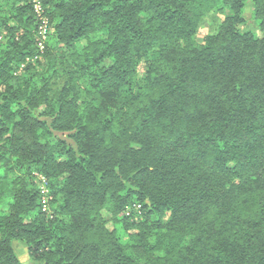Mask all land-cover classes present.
Segmentation results:
<instances>
[{"label":"trees","instance_id":"1","mask_svg":"<svg viewBox=\"0 0 264 264\" xmlns=\"http://www.w3.org/2000/svg\"><path fill=\"white\" fill-rule=\"evenodd\" d=\"M41 5L39 52L0 0V264H264V0Z\"/></svg>","mask_w":264,"mask_h":264},{"label":"rangeland","instance_id":"2","mask_svg":"<svg viewBox=\"0 0 264 264\" xmlns=\"http://www.w3.org/2000/svg\"><path fill=\"white\" fill-rule=\"evenodd\" d=\"M245 15L247 18V22L245 25L242 26V30L244 31H257L258 26H257V21H255L252 17V3L248 2L246 7H245ZM44 17L47 18L46 14H44ZM221 16L216 15L213 12H209L207 13L202 20L200 21L197 31H196V35L195 38L197 40H201L205 35L212 33L216 30V27L218 26L219 22L221 21ZM49 22V21H48ZM38 26H39V21L37 20V30H36V35H35V40L38 43V41H40V39L44 42L46 41L48 35L50 34L49 29L48 31L45 33L44 37H41L38 33ZM50 26V24H49ZM51 27V26H50ZM144 67L142 64H140L137 68L138 70V74H141L143 71ZM40 195H41V201L42 199H44L46 201V208L47 210L45 212L49 213L50 210V201L52 200V194L50 193L47 183L45 180L40 179ZM126 211V210H125ZM104 219L106 220V223L109 227H112V223L114 222L111 218V216L109 214H104L103 215ZM137 219V217H135V220ZM117 230L118 232L122 235L123 240H126V237L123 235V230L120 227L119 224H116ZM14 248H16V253L18 254L19 259L23 262V263H28L29 261V257L27 255V251L26 248L23 244H21L20 242H15L14 244Z\"/></svg>","mask_w":264,"mask_h":264},{"label":"built area","instance_id":"3","mask_svg":"<svg viewBox=\"0 0 264 264\" xmlns=\"http://www.w3.org/2000/svg\"><path fill=\"white\" fill-rule=\"evenodd\" d=\"M32 2H33L34 14H35L37 20L39 21L38 33L41 37H44V35L48 31V29H49V32H51L52 29L49 26L48 18L44 17V11H43V8L41 5V0H32ZM37 47L39 49V52H41L43 50L44 44H43V41L41 39H40V41H38ZM46 206H47L46 201L44 199H42V201H41L42 210L46 211L47 210ZM133 208L137 211L138 214L141 213L139 204H133ZM129 212L130 211L127 209L126 215H129Z\"/></svg>","mask_w":264,"mask_h":264}]
</instances>
